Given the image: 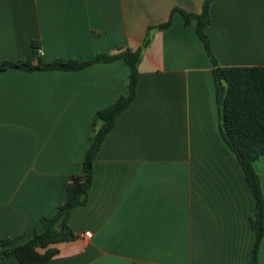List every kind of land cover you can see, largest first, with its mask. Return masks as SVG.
Returning a JSON list of instances; mask_svg holds the SVG:
<instances>
[{
	"label": "crops",
	"instance_id": "1",
	"mask_svg": "<svg viewBox=\"0 0 264 264\" xmlns=\"http://www.w3.org/2000/svg\"><path fill=\"white\" fill-rule=\"evenodd\" d=\"M206 0H0V62H86L137 50L132 105L94 162L72 241L46 264H250L255 202L224 142L213 64L184 10ZM206 33L222 67L264 66V0H215ZM124 61L78 71H0V243L43 231L84 174L94 117L128 94ZM264 193V156L254 164ZM91 233L87 238L84 234ZM264 264V239L259 255ZM0 264H20L14 257Z\"/></svg>",
	"mask_w": 264,
	"mask_h": 264
},
{
	"label": "trees",
	"instance_id": "2",
	"mask_svg": "<svg viewBox=\"0 0 264 264\" xmlns=\"http://www.w3.org/2000/svg\"><path fill=\"white\" fill-rule=\"evenodd\" d=\"M215 0H206L201 14H191L184 10H173L183 15L186 25L196 21V32L205 45L213 64V77L219 111V129L224 142L242 168L255 202V214L251 218L254 242L250 264H259L258 255L264 239V193L260 175L254 164L264 156V66L222 67L211 51L210 38L206 28L210 24V6ZM172 21L148 28L146 38L137 50L127 49L117 54H99L92 60L78 62L58 59L51 63L40 60L39 46L33 44V52L39 62H0V71L22 69L26 71H78L95 64H110L124 61L130 68L128 94L113 105L99 110L92 126L90 146L84 157L82 176L74 177L67 188L65 203L58 207L51 217L41 219L43 231L36 233L30 240L14 246L13 239L0 243V261L14 257L20 264H46L59 250L55 245L72 241L76 234L70 227L73 210L88 204L93 184L94 162L110 132L114 129L120 115L134 102L140 80V63L143 53L152 41L155 30H164Z\"/></svg>",
	"mask_w": 264,
	"mask_h": 264
},
{
	"label": "built area",
	"instance_id": "3",
	"mask_svg": "<svg viewBox=\"0 0 264 264\" xmlns=\"http://www.w3.org/2000/svg\"><path fill=\"white\" fill-rule=\"evenodd\" d=\"M42 53V51L40 50L39 51V54H41ZM87 238H90L91 237V233L90 232H86L85 234H84Z\"/></svg>",
	"mask_w": 264,
	"mask_h": 264
}]
</instances>
